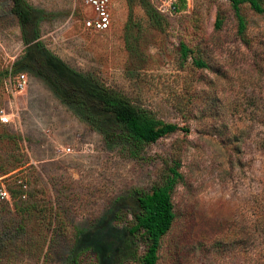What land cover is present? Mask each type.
<instances>
[{
    "label": "rangeland",
    "instance_id": "1",
    "mask_svg": "<svg viewBox=\"0 0 264 264\" xmlns=\"http://www.w3.org/2000/svg\"><path fill=\"white\" fill-rule=\"evenodd\" d=\"M26 1L37 39L66 67L186 131L136 157L107 141L64 88L34 67L10 70L24 45L0 0V264H138V239L134 256L120 252L132 195L172 159L181 179L156 264H264V14L240 6L244 43L227 0H148L157 23L139 0H112L104 31L82 27L83 0ZM20 72L26 83L11 95L9 73Z\"/></svg>",
    "mask_w": 264,
    "mask_h": 264
},
{
    "label": "trees",
    "instance_id": "2",
    "mask_svg": "<svg viewBox=\"0 0 264 264\" xmlns=\"http://www.w3.org/2000/svg\"><path fill=\"white\" fill-rule=\"evenodd\" d=\"M10 11L16 17L24 48L21 57L10 70L19 71L22 67H34L36 71L57 87L65 89L61 98L81 110L89 123L103 133L109 142L122 143L130 156L136 157L143 146L155 142L158 138L171 132L186 129L172 122L156 118L147 110L135 106L124 96L84 78L70 70L63 62L51 54L37 39V16L35 10L26 0H9ZM236 22V35L246 42L247 22L241 13L240 6L246 4L256 14H264L262 0H227ZM144 13L154 23L162 18L158 10L148 0H139ZM222 18L217 15L214 28L221 26ZM177 50L181 60L190 55L189 47L179 41ZM192 64L205 67L199 58L191 57ZM58 91V89H57ZM178 161L172 159L165 163L161 173L152 181L147 191H134V211L126 227L120 252L134 256L136 249L131 250L136 239L143 245L137 258L138 264H156L162 237L170 229L175 214L171 195L177 182L181 179Z\"/></svg>",
    "mask_w": 264,
    "mask_h": 264
},
{
    "label": "built area",
    "instance_id": "3",
    "mask_svg": "<svg viewBox=\"0 0 264 264\" xmlns=\"http://www.w3.org/2000/svg\"><path fill=\"white\" fill-rule=\"evenodd\" d=\"M170 4L172 0H170ZM84 6L88 7L89 14H83L81 25L83 28L92 31H104L110 26L112 0H83ZM174 5H172V8ZM171 8V7H170ZM158 10V9H157ZM26 77L23 73H17L14 80H11L9 73V94L13 95L24 87ZM8 113L0 109V120L5 122L8 120ZM1 198H8L7 191H0Z\"/></svg>",
    "mask_w": 264,
    "mask_h": 264
}]
</instances>
